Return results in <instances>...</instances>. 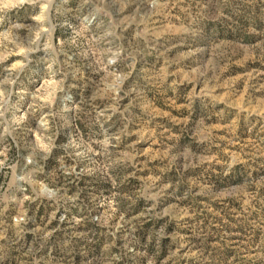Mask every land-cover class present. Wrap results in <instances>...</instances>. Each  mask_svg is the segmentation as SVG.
Returning a JSON list of instances; mask_svg holds the SVG:
<instances>
[{
    "label": "rangeland",
    "instance_id": "374dc122",
    "mask_svg": "<svg viewBox=\"0 0 264 264\" xmlns=\"http://www.w3.org/2000/svg\"><path fill=\"white\" fill-rule=\"evenodd\" d=\"M0 264H264V0H0Z\"/></svg>",
    "mask_w": 264,
    "mask_h": 264
}]
</instances>
